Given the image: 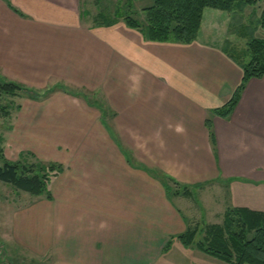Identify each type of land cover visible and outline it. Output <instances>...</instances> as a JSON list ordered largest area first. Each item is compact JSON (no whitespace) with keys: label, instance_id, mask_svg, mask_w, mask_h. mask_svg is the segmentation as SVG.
Here are the masks:
<instances>
[{"label":"crops","instance_id":"0c3cea01","mask_svg":"<svg viewBox=\"0 0 264 264\" xmlns=\"http://www.w3.org/2000/svg\"><path fill=\"white\" fill-rule=\"evenodd\" d=\"M98 4L0 0V79L45 93L22 102L4 142L64 167L51 197L0 195V264H162L201 229L191 206L210 184L222 221L229 207L264 211V76L230 116L213 113L243 78L222 44L231 14L205 8L196 40L158 42L101 24Z\"/></svg>","mask_w":264,"mask_h":264},{"label":"trees","instance_id":"16d2710c","mask_svg":"<svg viewBox=\"0 0 264 264\" xmlns=\"http://www.w3.org/2000/svg\"><path fill=\"white\" fill-rule=\"evenodd\" d=\"M99 1L98 19L105 26L123 20L127 26L139 30L146 40L158 42L191 43L197 39L202 24L205 8H214L231 13L229 34L237 33L249 37L246 50L236 52L227 39L224 51L243 69V78L230 100L213 113L220 117H228L239 102L246 83L253 77L264 76V37L255 36L257 28L264 29V4L260 14H253L256 25L244 22V10L247 6H255L264 0H154L153 4L143 8L144 15L137 18L133 15V1L116 4L110 11ZM3 80V79H0ZM24 88L12 80L0 82V91L12 95ZM206 124L211 127L207 119ZM213 139V133L211 132ZM58 162L37 161L26 163L21 160H9L5 157L0 135V180L11 184L14 188L32 195L46 194L51 197L49 183L53 176L63 170ZM171 180V179H169ZM174 185L178 182L171 180ZM168 193L172 186L165 180ZM176 189L174 193L178 194ZM188 195V188H182ZM204 235L196 242L199 232ZM178 239L186 246L196 243L203 252L233 264H264V211H256L246 207H229L224 213L221 223L205 224L201 229L188 228L178 235ZM171 241L165 246L168 251Z\"/></svg>","mask_w":264,"mask_h":264},{"label":"rangeland","instance_id":"374dc122","mask_svg":"<svg viewBox=\"0 0 264 264\" xmlns=\"http://www.w3.org/2000/svg\"><path fill=\"white\" fill-rule=\"evenodd\" d=\"M126 0H105L101 7L104 5L107 8H110V11L115 8L116 4H122L125 3ZM154 0H135L133 1V15L137 18H141L144 15L143 8L152 5ZM264 4V1L261 2V5H255L252 7H248V10H244V12L247 13L246 21L250 23L251 25H256L255 22L251 19H253V14H260L262 10V6ZM98 4V8H99ZM214 9V8H212ZM219 10V9H215ZM223 11V10H222ZM227 12V11H223ZM229 13V12H228ZM231 14V13H230ZM227 29V38L224 39L222 42L223 46L225 45V41L229 39L231 41V46L236 49V52H234V55L239 52L242 53L246 50V42L248 41L247 35L241 36L237 33L229 34ZM226 36V35H225ZM232 37L231 39L229 37ZM255 36L258 37H264V29L261 27L257 28L255 31ZM0 82H3V80H0ZM16 83L20 84L19 82L15 81ZM22 85V84H20ZM24 88L19 90L17 94L12 95L9 93H3L0 91V135L2 137V148L4 155L9 160H21L22 162L26 163H35L37 161H44L48 162L46 160H42L36 155L37 153L31 152V151H21L20 153L16 148H7L8 145L4 142V139L7 135L8 130L11 128V124L13 121V118L17 111L19 110V107L21 106L22 102L27 97H34V96H44L45 93H40L37 90L30 89L27 86L22 85ZM74 90V89H72ZM77 92V91H74ZM83 95L88 94L87 91H79ZM48 91H46V94ZM90 96L92 97L91 93ZM104 97L99 94L98 97L95 99L98 103H103ZM59 174V173H58ZM56 176V175H55ZM170 186H172V191L170 192V196L173 198L176 193L174 191L176 190L174 187V183H171ZM209 189V192H206ZM182 190V189H180ZM21 193H26L27 195H32L29 192L20 190ZM17 192L19 193L18 189L14 188L11 184L6 183L4 181L0 180V195L6 196V197H15L17 195ZM196 195V202L195 204L191 206L192 208V214L197 218L199 221V227L202 228L205 223H219L222 221L223 217V211L225 208V203L222 201V196L217 192L213 184L208 185L205 190L202 192L200 190H197L194 192ZM25 194V195H26ZM212 196L216 197L217 200L213 201ZM22 197V194H21ZM209 198V201H204L203 198ZM177 202V201H176ZM28 203L27 199H22L21 204L25 205ZM185 212V210H184ZM189 215V213H188ZM204 235L203 232H199L196 237V242L201 239ZM162 264H233L224 260H221L217 257H214L212 255H209L202 250H200L196 243L191 244L190 246L184 245L182 242L175 243V246L172 250V252L168 256H164L162 260ZM13 264V262L9 263Z\"/></svg>","mask_w":264,"mask_h":264}]
</instances>
